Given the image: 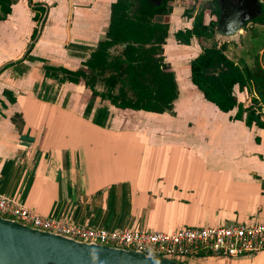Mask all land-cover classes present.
Returning <instances> with one entry per match:
<instances>
[{"label":"crops","instance_id":"obj_1","mask_svg":"<svg viewBox=\"0 0 264 264\" xmlns=\"http://www.w3.org/2000/svg\"><path fill=\"white\" fill-rule=\"evenodd\" d=\"M111 1L9 4L0 20V194L104 230L264 222V127L245 124L249 88L234 85L236 104L219 110L190 82V52L169 43L177 98L138 116L50 69L75 67L95 48ZM242 55L232 57L249 65ZM186 262L264 264V251Z\"/></svg>","mask_w":264,"mask_h":264},{"label":"flooded vegetation","instance_id":"obj_2","mask_svg":"<svg viewBox=\"0 0 264 264\" xmlns=\"http://www.w3.org/2000/svg\"><path fill=\"white\" fill-rule=\"evenodd\" d=\"M263 13L262 0H112L109 4L108 24L112 22L120 27L122 19L128 17L131 22L136 23L144 18L155 25H151L154 31L149 37L140 39L144 43L132 42L135 47L141 46L144 52L130 53V58L125 59L124 49L128 41L118 40L117 34L111 33L110 29L109 32H104L97 43L104 38L111 41L105 51L107 61L115 62L113 68L93 66L90 55L98 48L96 43L95 48L77 66L71 68L58 66L50 69L58 72L57 75L60 74L58 75L60 80L67 77L68 72L64 70H81L80 74L70 73L67 81L75 83L76 79L80 80L82 89L90 90L92 95L97 94L100 98L109 99L114 105L122 103L129 106L137 103L138 98L135 89H132L124 78L125 74L121 73L120 81L110 87L104 80L109 76V72L97 73L95 70H117L116 73L121 70H158L160 77L162 74H169L170 77L167 78L173 80V69L167 62L165 51L169 43L178 45L182 52H190L187 62L188 70L192 61L197 59L205 49L220 50L227 59L241 65L238 61H234L233 54L239 57L242 54H244L242 56L251 55L253 59L254 54L260 57L264 51V44H262L264 40L255 45L253 43L256 37L264 35V24L256 22ZM229 20H234L235 23L226 28ZM197 30L201 31L200 35L197 34ZM235 38L237 41L234 40ZM217 39L222 40L219 42ZM230 41H235L237 46L234 48L239 47L236 53L233 52L232 46H229ZM128 63L129 66H127ZM131 64L134 66L131 67ZM144 76L146 79H140L139 87L145 89L155 87L157 92L161 80L159 79L160 81L156 83L154 75L149 72ZM251 98L248 106H252ZM153 104L160 105V102L154 101ZM143 105L146 106L147 103ZM255 112L259 111L255 109Z\"/></svg>","mask_w":264,"mask_h":264},{"label":"trees","instance_id":"obj_3","mask_svg":"<svg viewBox=\"0 0 264 264\" xmlns=\"http://www.w3.org/2000/svg\"><path fill=\"white\" fill-rule=\"evenodd\" d=\"M11 1L12 0H0V20L3 19L5 14L9 11V4ZM122 20L123 21H121L120 27L116 24L114 25L111 22L108 24L105 31L109 32L111 29V33L117 34L116 38H118V40L128 41V44L124 49V53L126 56L125 59H129L130 53L138 51L144 52V49L141 46L135 47L132 45V42L140 41L141 43H144V41H141L140 39L149 37L152 34L154 30L151 29V25L154 24L149 23V21L144 20V18L143 20L136 23L131 22L128 17H125ZM256 22L264 24V13L256 20ZM197 31V34L200 35L201 31ZM110 43L111 41L106 40V38L97 43L98 48L90 55L93 66L100 68H109V66L113 68L115 66L114 60L107 61L106 59L107 54L105 48ZM262 44H264V42H262ZM263 65L264 51L260 57H258L257 54H254L252 63L249 66L246 64H235L233 61L227 59L220 50L205 49L204 52L190 64L189 80L201 92L204 99L213 103L219 110L224 112L230 110L236 104V99L233 94V86L235 84L239 89L244 87L247 89L249 88V90L252 91L254 95L251 98L252 106H248L246 108L247 112L245 124L249 125L251 122H254L257 126L264 127V112H261L260 110L261 105H264ZM127 66H129V63ZM130 66L132 67L134 65L131 64ZM64 71L68 72L67 77L70 73H82L81 70ZM95 71L97 73H103L104 71L109 72V76L104 78V80L110 87L113 86L117 81H120L119 76L121 73H123L125 74L124 78L127 80L131 88L135 89L138 98L137 103L130 104L129 106L122 103H117L114 105L109 99L105 98L114 106L121 105L130 109H140L161 113L170 109L171 102L177 95L174 78L172 77L173 80L167 78L170 77L169 74H162V77H160L158 70H121L119 73H116L117 70ZM147 72L154 75L156 83L161 80L162 83L160 82L157 92L155 91V87H148V89L139 87L140 79L145 80L146 77L144 74H147ZM170 72L172 73V71ZM67 77L62 79L69 80ZM75 83L82 84V82L77 79ZM95 96L99 97L97 94H95ZM154 101H159L160 105L153 104ZM144 103H147V105H143ZM255 109L259 112L256 113ZM239 114L240 112L237 110L235 115L238 116Z\"/></svg>","mask_w":264,"mask_h":264},{"label":"built area","instance_id":"obj_4","mask_svg":"<svg viewBox=\"0 0 264 264\" xmlns=\"http://www.w3.org/2000/svg\"><path fill=\"white\" fill-rule=\"evenodd\" d=\"M0 216L84 243L149 255L229 257L264 251V222L214 226H179L166 230H104L37 214L0 194Z\"/></svg>","mask_w":264,"mask_h":264},{"label":"water","instance_id":"obj_5","mask_svg":"<svg viewBox=\"0 0 264 264\" xmlns=\"http://www.w3.org/2000/svg\"><path fill=\"white\" fill-rule=\"evenodd\" d=\"M64 81L67 82V79ZM75 84L82 88L81 84ZM88 91L91 94V91ZM93 98L130 115L158 114L121 105L114 106L105 98L100 99L94 95ZM176 98L177 95L172 100L171 107ZM93 255L96 256L95 260L92 259ZM238 257L241 256L236 258ZM190 259L196 258L150 256L133 250L84 243L0 216V264H156V261H159V264H188L186 260Z\"/></svg>","mask_w":264,"mask_h":264},{"label":"rangeland","instance_id":"obj_6","mask_svg":"<svg viewBox=\"0 0 264 264\" xmlns=\"http://www.w3.org/2000/svg\"><path fill=\"white\" fill-rule=\"evenodd\" d=\"M263 2H264V0H262ZM217 40H219V42L222 40V39H217ZM235 41H237V39L235 38L234 39ZM262 40H264V35H260L259 37H256L255 39H254V41H253V43H254V45L255 44H258V43H260V41H262ZM235 41H230L229 43V46H232V48H233V52H237L238 51V48L239 47H236V48H234L235 46H237L234 42Z\"/></svg>","mask_w":264,"mask_h":264},{"label":"clouds","instance_id":"obj_7","mask_svg":"<svg viewBox=\"0 0 264 264\" xmlns=\"http://www.w3.org/2000/svg\"><path fill=\"white\" fill-rule=\"evenodd\" d=\"M233 23H235L234 20H229V21L227 22V24H226V28H229ZM149 255L152 256L153 253H152V252H149ZM92 259L95 260V259H96V256L93 255V256H92ZM156 264H159V261H156Z\"/></svg>","mask_w":264,"mask_h":264}]
</instances>
